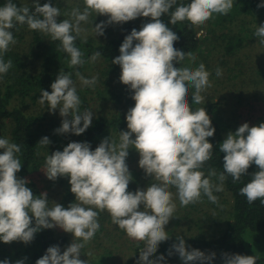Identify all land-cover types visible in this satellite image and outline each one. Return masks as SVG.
Instances as JSON below:
<instances>
[{
    "label": "clouds",
    "instance_id": "9594fccd",
    "mask_svg": "<svg viewBox=\"0 0 264 264\" xmlns=\"http://www.w3.org/2000/svg\"><path fill=\"white\" fill-rule=\"evenodd\" d=\"M84 5L83 11L74 7L66 14L69 18L58 22L61 11L51 2L41 6L39 0H34L32 11L26 5L17 6L13 0H7L0 6V53H6L9 45L16 43L11 29L17 23L26 24L29 29L50 36L52 41H59L70 57V67L82 66L86 61L75 41L82 34L86 41L87 30L81 23H87L92 13L108 17L93 27L95 36L104 35V29L113 23L150 17L152 22L144 23L139 31L132 29L125 37L120 55L112 61L121 67L120 81L134 92L131 98L135 106L126 115L128 131H119L118 142L111 136L105 138L94 151L88 142H71L63 151L46 156L42 171L49 180L70 176L75 202L67 208L55 202L49 207L47 193L34 196L26 186L29 181L16 176L22 166L16 155L21 146L0 138V149L5 150L0 154V241L8 244L19 240L27 244L42 228L59 226L74 234L73 242L62 254L58 245L49 247L36 264H88L80 259L81 249L100 229L99 212L106 210L112 223L130 239L145 242L137 264H159L165 260L164 255L150 257L161 242L169 239L165 225L176 210L169 188L176 189L182 207L200 201L202 193L215 204L218 197L213 192L224 190L227 176L234 182L240 181L253 163L259 171L251 175L239 193L249 204L260 200L264 206V123L258 126L244 123L235 132H229L220 145V151L225 153L223 171L218 174L209 168L205 178L200 169L212 158L213 144L208 138L216 129L205 108L193 110L187 97L191 88L193 103L204 102L201 93L211 87L210 72L203 63L196 68L174 66V61L181 63L187 58L195 62L196 57L191 51L185 53L174 48L179 36L160 19L170 13L172 25L187 20L199 26L214 13L227 15L233 8V0H191L171 12L177 0H84ZM258 7L264 8V3ZM254 35L264 44V25L257 26ZM101 55L96 51L90 60L95 62ZM11 67V60L5 62L0 58V74H6ZM222 74V69L217 68L216 75ZM75 75L82 86L94 87L99 79L97 75L85 78L80 72ZM71 76L61 70L51 84L52 91L42 89L38 102L47 104L53 113L59 108L64 119L55 130L57 133L80 135L91 125L93 113L80 111L81 100ZM50 142L45 136L38 146H48ZM129 148L138 151L139 167L155 181L135 192L128 191L133 179L126 163ZM212 177L219 183H212ZM32 217L35 227L31 226ZM176 239L168 255L178 254L183 264H210L216 257L215 252L206 255L199 249L189 251L182 236L177 235ZM223 260L224 264H256L257 257L224 253ZM0 264H9V260ZM16 264H24V260Z\"/></svg>",
    "mask_w": 264,
    "mask_h": 264
},
{
    "label": "trees",
    "instance_id": "16d2710c",
    "mask_svg": "<svg viewBox=\"0 0 264 264\" xmlns=\"http://www.w3.org/2000/svg\"><path fill=\"white\" fill-rule=\"evenodd\" d=\"M6 2L7 0H0V6H3ZM49 2L54 7L63 8L59 6L60 0H39L41 6ZM190 2L191 0H177V5H174L170 12L176 6ZM13 3L17 6L26 5L30 10L35 11L34 0L27 3H23L22 0H13ZM261 3H264V0H233V8L226 17H242V20L246 21L245 25L248 23L253 26L260 23L263 17L264 8L258 7ZM213 15H218V13ZM217 18L221 17L218 16ZM160 19L179 36V39L174 42V48L183 50L185 53L191 51L195 57L202 55L198 38L201 25H192L187 20L178 21L175 25H172L170 23V13L164 14ZM62 20L63 18L57 17L58 22ZM106 20H108V17ZM134 28L140 30L135 23V19L108 25L105 28L108 38L100 41V43H97L98 41L91 37L87 38L86 41L83 36L78 37L75 44L83 53L82 59L86 63L75 67L69 66L70 57L63 51L59 41H52L50 36L38 30H31L26 24L20 25L17 23L11 29L16 43L10 44L6 53H0V58H3L5 62L12 61V67L8 72L0 74V138H5L8 132L10 142L21 146V152L16 155L22 166L16 176L18 179L23 178L29 181L26 186L32 190L34 196L47 193L49 207L55 202L67 208L75 202V195L70 190V176H60L52 182L45 180L47 176L42 170L46 156L55 152L53 151L54 147L56 151H63L64 147L71 142H88L93 151L107 137L111 136L117 139L118 142L119 131H128L126 115L128 110L135 106V101H128L127 104L121 105V109L117 113L114 112L109 116L94 118L89 128L80 135L72 132H68L66 135L57 133L55 130L61 127L60 124L55 119L48 118L47 115H41L42 112L40 111H45L41 107H48L47 104L39 106L40 114L27 111L25 106L36 108L42 89L51 92V84L56 80L61 70L65 74L71 73V78L76 83L78 78L75 73L80 72L82 74L87 64L91 62L90 57L94 52L100 51L102 53L100 58L105 60L120 55L119 49L125 37ZM27 37L28 40L24 45L19 44ZM243 39L239 37L238 43H241ZM135 43L134 41V45ZM36 47L39 49L38 52ZM234 47V44H230L228 50H226L232 53ZM187 61L186 58L181 63L175 61L173 63L175 67H181L185 66ZM187 99L193 110L200 107L205 108L212 121V126L216 129L214 135L208 138L209 142L213 144L212 158L205 162L200 170L208 175L209 168H214L219 174L223 171V158L225 155L220 151V145L226 136L221 124L218 102L212 101L206 106H201L193 103V97L188 95ZM87 103H84L85 107H88ZM261 123H264V116ZM45 136L51 141L50 144L48 146H38V142ZM58 137L60 141L57 140ZM132 138H135L134 134ZM128 152L126 163L133 177L129 183L128 191L135 192L137 189H146L150 183L155 181L139 167L140 155L138 151L135 148H129ZM257 171H259L258 166L253 163L250 165L248 173L242 176L240 181L234 182L231 176H227L223 182L224 190L232 199V211L230 221L219 235L200 238L168 230L166 232H168L169 239L158 245L157 252L150 259H156L160 255H164L165 260L159 262V264H183L178 254L168 255L171 246L177 243L176 237L179 235L184 238L189 251L199 249L206 255L215 252L216 257L210 264H224V253L256 256V264H264V206L260 204V200L249 204L246 197L239 193V189L249 182L251 175ZM181 212L179 211V213ZM188 213L184 216H191V210H188ZM179 220L181 221H177V225L182 222L183 218L179 217ZM32 221L31 226L35 227L34 217H32ZM57 227L42 228L35 233L34 239L27 244L19 240L8 244L0 241V261L7 259L9 264H16V261L24 260V264H36L37 259L41 258L49 247L56 245L60 247L62 254L70 245V238L67 234L59 232ZM144 244V241L133 242L131 253L126 256L122 264H137ZM105 258H109V255L92 261L90 264H108V259Z\"/></svg>",
    "mask_w": 264,
    "mask_h": 264
},
{
    "label": "rangeland",
    "instance_id": "374dc122",
    "mask_svg": "<svg viewBox=\"0 0 264 264\" xmlns=\"http://www.w3.org/2000/svg\"><path fill=\"white\" fill-rule=\"evenodd\" d=\"M60 1L59 6L63 8H59L61 16L58 18H69L66 14L72 8L79 7L83 11L85 7L84 0ZM22 2L27 3L30 0H22ZM218 16L221 18H217ZM106 18L105 15L92 13L87 23H81V26L87 30V38H94L98 41L97 43L107 40L108 35L105 29L104 35L95 36L92 31L97 24L107 21ZM242 19V17L227 18L224 14L212 15L199 29L198 38L202 55L196 57L195 62L188 59L185 64V66L196 68L200 63H203L206 70L210 72L211 87L201 93L204 102L200 105L206 106L212 101L218 102L221 124L226 137L229 132H235L244 123L258 126L264 116V44H260L259 38L254 35L256 27L264 25V14L260 23L253 26L248 23L245 25L246 21ZM148 22H152L150 17L141 16L135 19V23L140 29L144 23ZM81 36L84 37V34ZM239 37L244 38L241 43L237 41ZM27 40L28 37L19 44L24 45ZM230 44L235 45L232 53L227 51ZM36 51H39L37 47ZM115 58L110 60L99 58L95 62L91 61L87 64L82 75L89 79L97 75L99 79L94 87L82 86L79 79L75 83L81 105H84H80V111H92V121L99 116L117 113L121 109V105L133 100L131 97L134 92L119 79L121 67L112 63ZM217 68L222 69V76L216 75ZM193 91L194 89L190 88L188 95L192 97ZM84 103H87L88 107H85ZM40 105L38 102L36 108L25 106V109L40 114ZM41 108L45 110L40 111L41 115H47L52 120L55 119L62 126L64 117L60 115L59 108L54 113L50 111L49 106ZM68 119L71 120L72 117L69 116ZM80 126L83 127V121ZM66 134L64 133V135ZM5 138L10 141L8 132ZM57 140L60 141V138L58 137ZM4 151V149H0V154H3ZM53 151H56L55 147ZM45 180L53 181L47 177ZM212 183L218 184L219 181L216 177H212ZM169 191L173 194L176 210L173 214L174 217L165 225V231L174 230L178 234L210 238L219 235L230 221L232 199L225 190L213 192L218 197V203H212L202 193L200 201L186 207L180 205L174 187H170ZM140 210H143V205L140 206ZM188 210H191V216H184L189 214ZM179 211L183 212L179 213ZM179 217H182L183 220L177 225V221H181ZM98 222L100 229L81 249L80 259L88 261L90 264L103 256L107 257L108 254V260L105 258L108 264H122L126 256L131 253V245L137 240L130 239L123 230L113 224L111 216L106 210L99 212ZM57 229L69 236L70 244L73 242L74 234L65 232L59 226ZM88 253L91 255L88 256Z\"/></svg>",
    "mask_w": 264,
    "mask_h": 264
}]
</instances>
